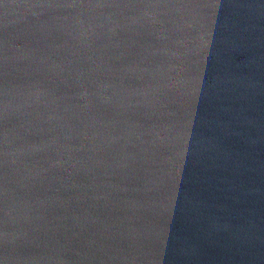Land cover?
Listing matches in <instances>:
<instances>
[{
  "label": "water",
  "instance_id": "water-1",
  "mask_svg": "<svg viewBox=\"0 0 264 264\" xmlns=\"http://www.w3.org/2000/svg\"><path fill=\"white\" fill-rule=\"evenodd\" d=\"M0 264H264V0H0Z\"/></svg>",
  "mask_w": 264,
  "mask_h": 264
}]
</instances>
